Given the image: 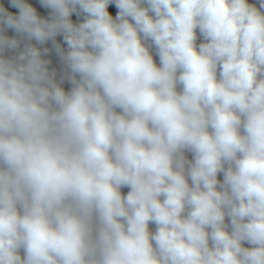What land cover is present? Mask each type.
I'll use <instances>...</instances> for the list:
<instances>
[{"label": "clouds", "instance_id": "1", "mask_svg": "<svg viewBox=\"0 0 264 264\" xmlns=\"http://www.w3.org/2000/svg\"><path fill=\"white\" fill-rule=\"evenodd\" d=\"M0 264H264V0H0Z\"/></svg>", "mask_w": 264, "mask_h": 264}, {"label": "crops", "instance_id": "2", "mask_svg": "<svg viewBox=\"0 0 264 264\" xmlns=\"http://www.w3.org/2000/svg\"><path fill=\"white\" fill-rule=\"evenodd\" d=\"M124 191L126 192V191H127V189H124Z\"/></svg>", "mask_w": 264, "mask_h": 264}]
</instances>
